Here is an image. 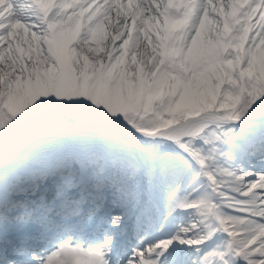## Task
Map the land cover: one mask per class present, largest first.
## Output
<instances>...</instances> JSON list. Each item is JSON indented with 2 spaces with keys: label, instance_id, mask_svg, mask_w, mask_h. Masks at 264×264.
<instances>
[{
  "label": "snow or ice",
  "instance_id": "1",
  "mask_svg": "<svg viewBox=\"0 0 264 264\" xmlns=\"http://www.w3.org/2000/svg\"><path fill=\"white\" fill-rule=\"evenodd\" d=\"M0 264H264V0H0Z\"/></svg>",
  "mask_w": 264,
  "mask_h": 264
}]
</instances>
